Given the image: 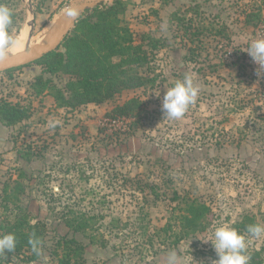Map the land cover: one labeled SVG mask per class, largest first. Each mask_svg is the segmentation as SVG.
Masks as SVG:
<instances>
[{
	"label": "rangeland",
	"instance_id": "1",
	"mask_svg": "<svg viewBox=\"0 0 264 264\" xmlns=\"http://www.w3.org/2000/svg\"><path fill=\"white\" fill-rule=\"evenodd\" d=\"M127 1L122 18L149 52L153 85L71 109L35 85L43 74L64 87L68 75L38 63L0 73V99L30 113L13 126L0 121V220L24 216L48 226L41 255L26 247L0 253V261L61 264L59 243L68 231L63 217L74 209L94 216L88 237L77 234L87 244L88 264H166L171 250L179 264H211L217 254L202 240L224 224L246 237L249 264H264V235L247 232L249 225H264V72L247 52L252 40L264 37V0ZM69 3L0 0L15 15L10 33L25 47L29 34L31 44L38 42ZM191 22L186 31L184 23ZM198 29L203 32L192 40ZM14 48L7 52L15 54ZM185 74L193 76L199 95L182 118L164 117L166 88ZM132 97L144 101L138 124L109 115ZM16 182L25 189L13 196ZM175 191L211 208L204 230L182 232Z\"/></svg>",
	"mask_w": 264,
	"mask_h": 264
},
{
	"label": "trees",
	"instance_id": "2",
	"mask_svg": "<svg viewBox=\"0 0 264 264\" xmlns=\"http://www.w3.org/2000/svg\"><path fill=\"white\" fill-rule=\"evenodd\" d=\"M128 6L129 1L127 0H113L111 3H102L95 7L89 14L79 19L58 49L28 64L38 63L46 72L68 75L65 86L59 87L53 83L52 79H46L41 74L35 82V85L39 87L38 93L49 89L59 107L75 109L88 103H103L124 89L153 85L156 77L151 76L150 68L148 70L146 67L151 62L149 52L143 44L136 43L134 32L122 18ZM198 9V6H191L189 11L199 13ZM252 14H248L247 22L251 20ZM12 19H15L14 14ZM181 20L187 21L188 16H183ZM189 20L193 21V18ZM193 22L189 25L184 23L186 31L193 28ZM201 32H203L201 29L195 30L191 34L192 40H195L194 35H197L198 39ZM147 38L150 36L146 35ZM217 67L215 65L213 68ZM12 70L14 69L7 70L5 73ZM143 106L144 101L140 97H132L114 107L109 115L113 118H134V124H138L141 113L144 111ZM29 117V109L26 107L0 99V121L4 125L13 126ZM130 127L133 126L130 125ZM25 158L28 159V155ZM24 189L25 186L21 182H16L12 195L15 196L16 192L21 190L24 192ZM8 191L6 187L3 191L4 198L10 201L12 198H9ZM153 192L158 196L157 191ZM174 196L179 200V207L183 205V211L178 216L183 226L184 231L182 232L190 234L204 230V220L211 213V208L195 197L179 195L178 191H175ZM65 215L64 225L68 231L60 239L62 241L59 246L64 245L62 248L65 250L60 263L88 264L85 258L87 244L79 239L77 234L88 237L90 229L93 228L94 216L74 209L69 210ZM47 227L45 221L31 223L26 217L18 216L15 221L0 220V231L2 232L0 235L14 234L17 241L14 252L20 253L24 248L31 247L29 238L33 234L44 241ZM90 238L92 240V235ZM262 249L264 250V247ZM36 256L37 254L34 257ZM0 264H2L1 261Z\"/></svg>",
	"mask_w": 264,
	"mask_h": 264
},
{
	"label": "clouds",
	"instance_id": "3",
	"mask_svg": "<svg viewBox=\"0 0 264 264\" xmlns=\"http://www.w3.org/2000/svg\"><path fill=\"white\" fill-rule=\"evenodd\" d=\"M67 15L75 18L78 10L70 9ZM13 13L9 7L0 4V58L7 54L9 48H14L18 41L10 33L9 29L13 23ZM253 62L259 66V71L264 72V37L256 38L250 42L247 49ZM200 92L198 84L194 83L191 74H185L182 80L166 88L161 108L164 117L178 120L184 116L190 105H192ZM159 96V95H158ZM247 232L250 236L259 238L264 235V225H249ZM205 243L211 242L217 259L211 264H249L250 257L246 254L248 243L246 237L239 233L234 227L227 224L214 229L211 239H203ZM32 251L38 256L42 254V241L34 234L29 238ZM17 241L14 234L0 235V253H12L15 251ZM166 264H179V256L175 250L167 254Z\"/></svg>",
	"mask_w": 264,
	"mask_h": 264
},
{
	"label": "water",
	"instance_id": "4",
	"mask_svg": "<svg viewBox=\"0 0 264 264\" xmlns=\"http://www.w3.org/2000/svg\"><path fill=\"white\" fill-rule=\"evenodd\" d=\"M102 3H106V0H70L69 5L49 28L46 36L47 42L36 43L34 45H31V42H29L26 50L23 52L17 54L7 52L4 57L0 58V73L26 66L37 61L47 53L58 49L76 26L79 19L85 14H89ZM70 9L78 10V15L75 18L67 15ZM29 35L31 40L33 34L30 33Z\"/></svg>",
	"mask_w": 264,
	"mask_h": 264
},
{
	"label": "bare ground",
	"instance_id": "5",
	"mask_svg": "<svg viewBox=\"0 0 264 264\" xmlns=\"http://www.w3.org/2000/svg\"><path fill=\"white\" fill-rule=\"evenodd\" d=\"M53 23H54V22H53ZM53 23H52V24H53ZM52 24H51V26H52ZM51 26H50V27H51ZM46 34H47V33H46ZM46 34H45L44 36H47ZM44 36H43L38 42H36V43H45V42H47V37L44 38ZM35 38H36V37H35ZM21 39H22V38H21ZM32 39H33V38H32ZM36 39H37V38H36ZM25 40H26V39H25ZM34 41H35V40H34ZM34 41H33V40L31 41V40H30V37H29V39H28V43H29V42H34ZM19 42H20V41H19ZM20 43H21V42H20ZM20 43H18V44H20ZM23 43H24V44L21 43L20 46L17 44L19 47L16 45L17 49H16V51H15V54L20 53V52H23V51L26 50L27 46L25 47V44H26L27 42H26V43L23 42ZM36 43H33V44H31V45H34V44H36ZM14 49H15V48H14ZM14 49H13V50H14Z\"/></svg>",
	"mask_w": 264,
	"mask_h": 264
}]
</instances>
